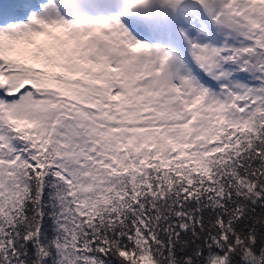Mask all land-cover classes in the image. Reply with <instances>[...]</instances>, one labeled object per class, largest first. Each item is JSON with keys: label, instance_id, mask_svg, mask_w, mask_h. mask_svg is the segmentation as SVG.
I'll return each mask as SVG.
<instances>
[{"label": "snow or ice", "instance_id": "obj_1", "mask_svg": "<svg viewBox=\"0 0 264 264\" xmlns=\"http://www.w3.org/2000/svg\"><path fill=\"white\" fill-rule=\"evenodd\" d=\"M0 264H264V0H0Z\"/></svg>", "mask_w": 264, "mask_h": 264}]
</instances>
